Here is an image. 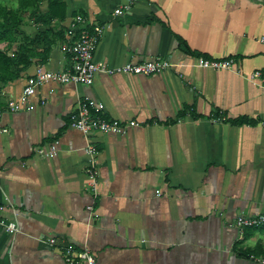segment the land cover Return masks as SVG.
Wrapping results in <instances>:
<instances>
[{"label":"crops","instance_id":"1","mask_svg":"<svg viewBox=\"0 0 264 264\" xmlns=\"http://www.w3.org/2000/svg\"><path fill=\"white\" fill-rule=\"evenodd\" d=\"M51 1L20 12V37L48 28L37 16ZM57 1L52 26L64 37L0 90V219L18 225H0V264H67V244L94 264H260L264 223L239 229L235 220L264 213V1L131 0L121 14L114 9L129 0ZM77 14L105 26L95 60L173 65L99 72L90 85L46 82L34 109L7 110L38 66L68 67L62 47L78 34ZM231 56L239 72L200 66ZM254 70L261 78H249ZM88 99L104 117L137 124L84 135L70 114ZM87 143L98 151L96 188Z\"/></svg>","mask_w":264,"mask_h":264},{"label":"built area","instance_id":"2","mask_svg":"<svg viewBox=\"0 0 264 264\" xmlns=\"http://www.w3.org/2000/svg\"><path fill=\"white\" fill-rule=\"evenodd\" d=\"M131 0L114 9L115 14H121L124 10L130 8ZM75 22L80 28L78 34L70 43L63 45V50H70V63L68 67L62 70L45 69L38 66L32 75L26 78L25 84L21 92L17 96L9 97L6 102V109L10 111H21L34 109L36 102L33 96L37 88L46 82H78L90 85L96 73H114L125 72L132 74H151L160 72L163 69L171 67L173 64L164 58H153L140 62H124L115 66H110L102 61H97L94 58L95 49L100 36L104 31V25L101 23H92L88 19L77 14ZM92 23V24H90ZM78 28V26H77ZM234 57L226 58H203L200 66L210 69H228L239 72L240 69L235 65ZM261 70H254L249 73L250 79L261 78ZM264 87V85H263ZM42 103L43 99L40 100ZM103 109L102 103H97L92 99L79 102L77 107L70 114L71 124L80 130L84 135H89L93 132H124L127 126L137 124V121L130 120L127 124L122 123L117 118L104 117L101 114ZM85 152L89 155L86 163V173L92 179L93 187L96 188V171H97V154L98 151L93 144L87 143L84 146ZM57 152L56 142L50 146V150L45 152V155L52 157ZM4 205L0 204V212L4 209ZM264 223V213H257L251 216L240 215L235 220V225L242 229L245 226L260 225ZM0 225L5 227L9 232H16L18 225L15 220L0 219ZM52 244L55 238L49 239ZM256 261L260 264L264 263V255L257 256ZM64 260L67 264H94L93 255L86 249L75 250L73 244H67L64 248Z\"/></svg>","mask_w":264,"mask_h":264},{"label":"trees","instance_id":"3","mask_svg":"<svg viewBox=\"0 0 264 264\" xmlns=\"http://www.w3.org/2000/svg\"><path fill=\"white\" fill-rule=\"evenodd\" d=\"M40 1L18 0L17 8L14 9L0 4V40L6 42L5 46L0 48V90L7 84L21 78L31 66L33 58H37L41 63L45 62L48 59L55 37L57 35L58 37H64L62 30H58V34L55 35L54 31L56 29L52 26L55 17L52 10L59 4L57 0L48 2V9L37 16V21L41 20L43 24L48 26L47 29L38 33L35 37L27 35H23L24 38L20 37V12L30 7L31 12H41L39 10ZM179 44L184 51H191L182 39H179ZM32 74H28V76Z\"/></svg>","mask_w":264,"mask_h":264},{"label":"rangeland","instance_id":"4","mask_svg":"<svg viewBox=\"0 0 264 264\" xmlns=\"http://www.w3.org/2000/svg\"><path fill=\"white\" fill-rule=\"evenodd\" d=\"M0 4L5 5L6 7L11 9L17 8L16 0H0ZM0 47H2L1 43Z\"/></svg>","mask_w":264,"mask_h":264},{"label":"water","instance_id":"5","mask_svg":"<svg viewBox=\"0 0 264 264\" xmlns=\"http://www.w3.org/2000/svg\"><path fill=\"white\" fill-rule=\"evenodd\" d=\"M264 1V0H263Z\"/></svg>","mask_w":264,"mask_h":264}]
</instances>
